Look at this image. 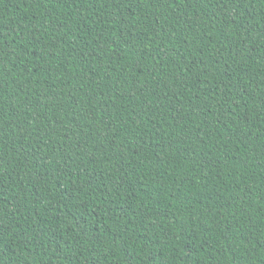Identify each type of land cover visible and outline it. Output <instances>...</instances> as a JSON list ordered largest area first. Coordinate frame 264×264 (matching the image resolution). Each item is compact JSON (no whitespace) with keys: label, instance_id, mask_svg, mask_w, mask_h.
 <instances>
[{"label":"trees","instance_id":"1","mask_svg":"<svg viewBox=\"0 0 264 264\" xmlns=\"http://www.w3.org/2000/svg\"><path fill=\"white\" fill-rule=\"evenodd\" d=\"M0 264H264V0H0Z\"/></svg>","mask_w":264,"mask_h":264}]
</instances>
